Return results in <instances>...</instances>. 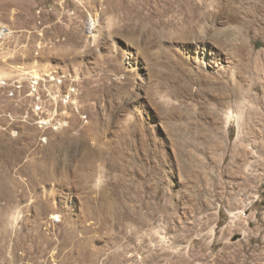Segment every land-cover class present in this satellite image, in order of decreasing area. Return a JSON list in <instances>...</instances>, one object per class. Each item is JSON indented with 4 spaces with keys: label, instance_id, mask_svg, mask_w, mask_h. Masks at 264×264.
Segmentation results:
<instances>
[{
    "label": "rangeland",
    "instance_id": "obj_1",
    "mask_svg": "<svg viewBox=\"0 0 264 264\" xmlns=\"http://www.w3.org/2000/svg\"><path fill=\"white\" fill-rule=\"evenodd\" d=\"M1 26L0 79L80 92L44 132L0 88V264H264V0H0Z\"/></svg>",
    "mask_w": 264,
    "mask_h": 264
},
{
    "label": "built area",
    "instance_id": "obj_2",
    "mask_svg": "<svg viewBox=\"0 0 264 264\" xmlns=\"http://www.w3.org/2000/svg\"><path fill=\"white\" fill-rule=\"evenodd\" d=\"M13 37V33H10L8 27H0V47L2 49L5 48L6 44H9ZM21 73L12 79H0V88L6 89V100L16 101L19 97L26 95L25 90L29 88L28 95L35 102V116L32 115L31 119L44 132L61 130V125H65L69 115H71L72 110L70 108H74L78 104L80 80L77 79V75L50 77L38 73L39 78L37 79L33 76L34 73ZM23 74H30V81H23ZM53 104H60V113H52Z\"/></svg>",
    "mask_w": 264,
    "mask_h": 264
},
{
    "label": "bare ground",
    "instance_id": "obj_3",
    "mask_svg": "<svg viewBox=\"0 0 264 264\" xmlns=\"http://www.w3.org/2000/svg\"><path fill=\"white\" fill-rule=\"evenodd\" d=\"M91 22L93 23V25H95L94 21H91ZM10 33H11V32H10ZM33 73H34L33 76H34L35 78H38V76H39L38 73H37L36 71H34ZM228 116H229V119H230V120H236V117L234 116V113H233L232 111L229 112V115H228ZM18 219H19V218H18Z\"/></svg>",
    "mask_w": 264,
    "mask_h": 264
}]
</instances>
